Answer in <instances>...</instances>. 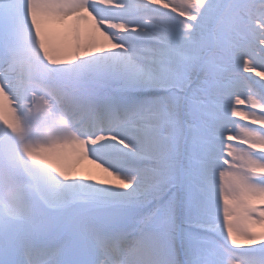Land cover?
I'll return each mask as SVG.
<instances>
[{
    "label": "snow or ice",
    "instance_id": "1",
    "mask_svg": "<svg viewBox=\"0 0 264 264\" xmlns=\"http://www.w3.org/2000/svg\"><path fill=\"white\" fill-rule=\"evenodd\" d=\"M0 264H264V0H0Z\"/></svg>",
    "mask_w": 264,
    "mask_h": 264
},
{
    "label": "bare ground",
    "instance_id": "2",
    "mask_svg": "<svg viewBox=\"0 0 264 264\" xmlns=\"http://www.w3.org/2000/svg\"><path fill=\"white\" fill-rule=\"evenodd\" d=\"M80 167H81L82 169H85V170H87V169H93V166L87 164L86 162L82 163V164L80 165ZM94 170H95L98 174H101V175H102V173H99V170H98V169H94Z\"/></svg>",
    "mask_w": 264,
    "mask_h": 264
}]
</instances>
